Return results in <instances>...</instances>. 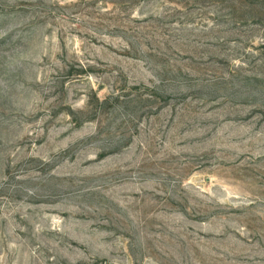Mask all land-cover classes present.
<instances>
[{"label": "rangeland", "instance_id": "1", "mask_svg": "<svg viewBox=\"0 0 264 264\" xmlns=\"http://www.w3.org/2000/svg\"><path fill=\"white\" fill-rule=\"evenodd\" d=\"M0 264H264V0H0Z\"/></svg>", "mask_w": 264, "mask_h": 264}]
</instances>
